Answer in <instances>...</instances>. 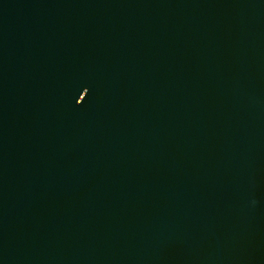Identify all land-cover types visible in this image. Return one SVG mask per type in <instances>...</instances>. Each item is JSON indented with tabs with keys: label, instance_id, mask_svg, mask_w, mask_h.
Instances as JSON below:
<instances>
[{
	"label": "water",
	"instance_id": "obj_1",
	"mask_svg": "<svg viewBox=\"0 0 264 264\" xmlns=\"http://www.w3.org/2000/svg\"><path fill=\"white\" fill-rule=\"evenodd\" d=\"M0 264H264V0H0Z\"/></svg>",
	"mask_w": 264,
	"mask_h": 264
}]
</instances>
